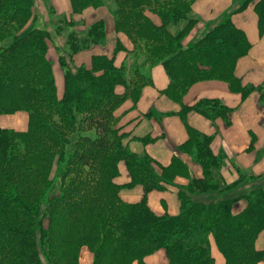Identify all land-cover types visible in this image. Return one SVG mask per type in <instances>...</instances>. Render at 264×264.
Returning a JSON list of instances; mask_svg holds the SVG:
<instances>
[{"label": "trees", "instance_id": "1", "mask_svg": "<svg viewBox=\"0 0 264 264\" xmlns=\"http://www.w3.org/2000/svg\"><path fill=\"white\" fill-rule=\"evenodd\" d=\"M194 1L115 0L117 26L134 43L131 55L139 64L117 67L104 56L94 57L90 68H75L71 64L74 52L104 38V24L98 22L81 39L67 38L68 61L61 54L66 50L59 51L57 47L66 79L63 98L57 100L53 96L52 63L47 57L49 45L54 42L52 30L31 26L18 35L35 14L34 0H0V113L6 111L2 104H12L14 110L21 108L30 113L27 132L0 128V264H25L22 240L18 237L24 218L20 206L36 196L29 187H37L38 181H47L48 189L54 190L55 182L48 181L53 163L48 149L64 137L70 139L64 149L67 160L60 168L65 167L74 178L68 188L63 189L62 182L58 183L59 195L36 200L29 228L37 264H54L47 255L43 226L44 219L51 216H55L52 227L64 230L57 242L64 245L76 264L83 246L93 249V264H145L143 258L159 249L165 251L168 264H215L209 236L225 257V264L264 261V250L258 251L254 246L264 231L262 177L224 188L231 190H219L210 174L219 162L209 151V138L189 128V141L180 150L196 155L204 169L203 177L190 179L185 188L178 189L181 211L177 216H158L147 206V194L165 190L176 177L189 178L188 170L174 157L170 166L160 167L157 173L156 163L132 154L123 145L127 136L113 115L127 99L138 101L142 88L151 83L146 70L157 64L164 67L169 78L164 93L177 102L191 84L203 80H223L231 91L243 96L252 90L242 86L233 73L237 60L247 54L251 44L229 16L191 46L182 45L185 34L196 24L188 19ZM99 4L100 0H71L74 14ZM254 11L262 34L264 0H255ZM148 13L158 16L160 25L154 24ZM182 21L187 22L185 28L177 36L172 35L169 24ZM72 25V21L66 22V26ZM8 39L13 40L6 46ZM70 80L77 83L72 95L67 88ZM119 85L125 89L123 94L115 91ZM69 98L75 104L71 108L66 106ZM202 102L206 104L204 111L201 102L192 108L204 114L212 108L224 118L231 112L216 100ZM73 112L84 114L80 122L85 125L72 123ZM120 163L125 165L130 178L124 185L115 181ZM137 185L143 187L142 200L124 202L120 190ZM242 198L248 202L246 208L239 214L232 213V204ZM55 239L51 236L56 246Z\"/></svg>", "mask_w": 264, "mask_h": 264}, {"label": "crops", "instance_id": "2", "mask_svg": "<svg viewBox=\"0 0 264 264\" xmlns=\"http://www.w3.org/2000/svg\"><path fill=\"white\" fill-rule=\"evenodd\" d=\"M246 1L248 0H195L188 14V19L196 23L188 39L189 42L199 35L201 37L209 28L228 16L233 24L245 33L251 46L247 54L237 60L233 73L242 86L252 89L246 96L231 91L228 83L223 80H203L191 84L181 101L177 102L164 93L169 78L164 67L157 64L146 70L145 74L150 78L151 83L142 88L138 101L134 103L131 99H127L114 112L120 120V126L128 133L125 147L129 152L138 157L151 159L156 163L154 168L157 173L160 172V167L170 166L174 157L180 159L188 170L189 178L176 177L165 190H153L147 194V206L158 216H177L181 211L178 189L185 188L190 179L203 177L204 169L196 155L180 150L189 141V128L198 135L209 138V151L219 162L211 168L210 174L219 188L232 186L249 176L255 175L264 179V33L259 34L258 31V18L254 11L255 0L240 9ZM34 2L36 10L38 3V9L46 13L41 14V25L37 26L34 21L32 27L52 30L53 27L48 22L53 18H50L48 13L54 15L55 20L72 21L74 25L68 26L69 30L82 31L80 33L98 22H104L105 39L87 50L74 54L72 62L75 67L90 68L92 58L114 56L115 0H101L97 8H87L80 15L72 12L71 0H34ZM45 4L50 10H47ZM147 15L154 24L160 25L161 21L156 15ZM80 21L84 26L78 29L77 23ZM182 23L170 24L168 27L170 33L175 36L187 22ZM117 37L127 54L123 51L118 52L114 56L113 63L117 67L123 64L129 65L128 60L133 52V45L126 36L120 34ZM188 46L190 45H185ZM53 59L51 58V61L54 64ZM56 66L53 70L56 75L57 90L61 96L63 73L59 66ZM118 89L122 88L116 89L118 94L124 92V89L122 91ZM207 100H216L231 109V112L224 118L216 115V111L212 108L205 110L207 115L192 108L201 102L200 107L203 110L206 104L202 101ZM3 118L6 119L0 116L2 128L26 130L25 124ZM119 171V181L115 180L116 183L119 185L128 183L130 181L128 176L120 180L126 173L123 163L119 164ZM119 195L124 202L138 203L144 197V191L140 185L124 187ZM241 208L242 206H237L233 210L234 213H238ZM255 249L264 250V231L258 235ZM211 253L215 264H225L213 241H211ZM143 262L168 264V259L165 251L159 249L146 255Z\"/></svg>", "mask_w": 264, "mask_h": 264}, {"label": "rangeland", "instance_id": "3", "mask_svg": "<svg viewBox=\"0 0 264 264\" xmlns=\"http://www.w3.org/2000/svg\"><path fill=\"white\" fill-rule=\"evenodd\" d=\"M100 4H101V0H100ZM45 5L47 6V4H45ZM115 5H116V8H117L116 2H115ZM40 6H41V3H40ZM97 7H95V8H97ZM42 8H43V5H42ZM46 8H47V10H50L48 8V6ZM87 8H94V7H87ZM87 8H85V9H87ZM85 9H83L80 13H77V14L80 15ZM33 11L35 12V14L32 15V17L28 20L27 23H25V21H23V23H25L24 24V28L18 32V35L27 32L28 29L31 28L32 22H34V21H36L37 26L38 25H41V23H42V16H41V14L45 15L46 12H43V11H41V10L38 9V3H37V10H36V7H35V10H34V7H33ZM148 14H152V13H148ZM35 15H37V16L35 17ZM48 15H49L50 18H53V20H50L48 23H50V25H52V27H53L52 28V33H53V37H54V39H53L54 42L52 43L53 46H52V44L49 45V48H48V51H47V57H48V60L51 63H52L51 58H54L53 60H55V63H54L55 66L56 65L59 66V68L61 69V71L63 73L62 86H61V90L63 92H62L61 96H59V93H58V90H57V85H56V77H55L56 75H54V70H53V68L55 66L52 63V78H53V85H54V94H53V96L57 100L58 99L61 100L63 98V95H64L65 90H66V79L64 77V74H65L64 69L61 67V63L62 62L59 59L60 53H58V52L61 51V50H66V51H62L63 53L61 52V54L64 57V59L68 61V57H69L68 56L69 55L68 49H69L70 46L68 44V39L67 38L69 36H74V37L76 36V38H79V37L82 38L83 35L86 34V32H87V30L89 28L87 30H85V32H83V33H80L82 31L79 32L76 29L69 30L68 26H66V23H65L66 20L65 19L64 20H61V19H56L55 20L54 15L52 16L49 13H48ZM153 15H155V14H153ZM113 21H114V33L116 35V43H115V49H114V56L118 52H121V51H123V52H125L127 54V51L123 47L122 43L118 40L117 35H120L121 34L123 36H126L129 40H130V38L123 31H121L118 28L117 23H116L115 13L113 14ZM101 22H103V21H101ZM182 22H184V21H182ZM182 22L173 23V24L174 25L183 24ZM17 23L19 24V21ZM103 24H104V22H103ZM186 24H185V26H186ZM20 25L21 24H19V26ZM83 26H84V23L83 22L81 23V21H80V22L77 23V28L78 29L83 28ZM169 26H170V24H169ZM185 26H183L175 36H177L185 28ZM57 27L60 29L59 32H56V29H58ZM71 28H73V27H71ZM193 30H194V27H193V29H191L190 31H188L187 34H185V36H184V38L182 40V45L184 47H185L186 44H189L191 46L195 41H197L199 39L200 35L198 37H196V38L191 39L190 42L188 41V39H190V36H191ZM81 38H79V39H81ZM104 39H105V30H104V38L102 40H104ZM186 39H187V43H185L186 42ZM12 40L13 39H8L6 41V46H9L11 44V41ZM102 40L100 42H102ZM100 42L98 41V43H100ZM130 42L133 45V51H134V49H135L134 43L131 40H130ZM98 43H95V44H98ZM95 44H93V45H95ZM73 45L74 46L75 45L77 46V44H75V43H73ZM93 45H90L89 47H87L85 49L78 50V51L74 52V54H76L78 52H81V51H84V50H87V49L91 48ZM119 45H121V48L119 47ZM57 47L59 48V51H57ZM118 48H120V49H118ZM114 56L111 57L112 60L114 59ZM104 57H106V56H104ZM72 58H73V56L71 57V64L73 65ZM92 59H91V63H92ZM65 60H63V61H65ZM128 63H129V66H134L135 64H139V60L136 59L135 57L133 59L132 58V55L130 54ZM140 63H141V61H140ZM123 65H125V64H123ZM75 68H79V67H75ZM150 68H152V67H150ZM150 68H148V69H150ZM76 87H77L76 81L70 80L69 81V85H68L67 88H70L69 93H71V95L74 92V89ZM118 87H121L122 89H124L123 86L119 85V86H117L115 88V91H116V89ZM122 89H118V90L122 91ZM124 91H125V89H124ZM123 93L124 92L122 91L121 94H123ZM74 105L75 104H74V101L72 100V98L67 99L66 106H68V107L71 108ZM121 105L122 104H120V106ZM4 107H6V111L3 112V113H0V116L5 117L6 119L7 118H10L11 120H15L18 123L25 124L26 125V130L25 131H16V132H21V133L27 132L28 127L30 125V113L27 110L21 109V108H19L17 110H14L12 104H6L5 106H4V104H2V108H4ZM116 110H114V112ZM113 115H114V113H113ZM83 116H84V114L75 113V112H73V114H70V117H72V123H75L76 122L77 124H80V125H85V123H82L81 124V122H80L81 121V118ZM114 117H115V120L117 121L118 127H120L121 130H122L121 132L124 135H128V133H126L123 130V127L120 126V124H119L120 123V120H118V118L115 115H114ZM6 119H4V120H6ZM0 128H2V127L0 126ZM2 129H5V128H2ZM6 129L15 132V130H13V129H10V128H6ZM99 131L101 132V130H99ZM116 135H118V134H116ZM65 136H68V135H65ZM68 139H70V137L69 138L68 137H64L63 139H61L60 142H58V144H55L54 146L50 145L49 146V149H48V152L50 154H52V156H50V157H52L51 159L53 161L52 167L50 168V173H49L48 181H49V179L50 180L52 179L55 182L54 190H51L50 191L48 189V185L46 184L47 181H46L45 184H40V181H38L37 182L38 183L37 187H36V185L34 187L33 186L32 187H29V191L32 194H35L36 193V196L34 198L32 197L31 199L29 197L28 203L25 206L18 205L23 210V215H24L23 222L21 223V226L19 227L20 229L18 230V233H19V236L18 237H19L20 240H22V242L20 244V248L24 251V254L26 255V256L24 255V257L22 258V260L25 262V264H37L36 259H35V256H34L33 248H32V242H31L32 239H31L30 228H29V223H30L31 215H32V213L34 211V206L37 203L36 200L39 199V198H43L44 200H50L52 197L57 196L60 193L59 189L57 188L58 187V183H61L62 182L63 189H64V188H68V186L70 185V183H72V181H73L74 175H72V174L68 175V172L66 173V168L65 167L60 168V165L62 163L65 164V162L67 160V155L66 154L64 155V149L66 148L65 144H66V141ZM125 142H126V138H124L123 141H122V143H123L124 146H125ZM119 176H120V174L118 175V177L115 180H118L119 179ZM127 176L129 178V174H128L127 170H126L125 175L121 176L120 180L122 179V177H127ZM256 177H258V176H255V175L254 176H249L246 179H244V181L253 180ZM242 180L243 179L239 180L238 182H241ZM244 181H242V182H244ZM14 182H15L14 185L16 186L18 192H20V189L18 188L19 185H16V180H14ZM121 185H123V184H121ZM226 187H229V185L226 186ZM226 187H222V188H219L218 187V188H219V190H231V189H224ZM37 189L38 190L41 189V190L38 192ZM20 196H21V193H20ZM192 198L195 199L194 197H192ZM247 204H248V202H247V200L245 198L238 199L231 206L232 213H234L233 210L237 206H239V205L242 206V208L236 214L241 213L246 208ZM50 205H51V209H52L54 206H53L52 203ZM52 217L55 218V216H51L50 218L44 219V222H43V226L45 228V230H44L45 231V246H46V251H47L48 258L50 260H52L54 264H76L73 261V259L71 257V254L68 253V252H66L63 249L64 245L57 242L58 241V238L61 236V234L63 235L64 230L61 229V228H59V227H57L56 225H55L56 227H54V228L52 227ZM54 221L55 220L53 219V222ZM60 232H61V234H59ZM51 236L54 237V238L56 237V239L54 240L56 242V246H55V243L53 244V240H51ZM208 241L210 242V254L212 255V253H211V241H213L215 243V246H216L217 250H218V247H217L216 242L214 241V239H213L212 236H209L208 237ZM97 244H99V242ZM254 246H255V244H254ZM79 251L80 252H79V255H78V262H77V264H93L94 263V253H93V249L91 247H89V246H83L82 248H80ZM218 252L220 253L219 250H218ZM220 254L224 258V261L226 263V260H225V257L223 256V254L222 253H220ZM261 262L264 263V261H259L257 264H259ZM132 264H137V262H134Z\"/></svg>", "mask_w": 264, "mask_h": 264}]
</instances>
